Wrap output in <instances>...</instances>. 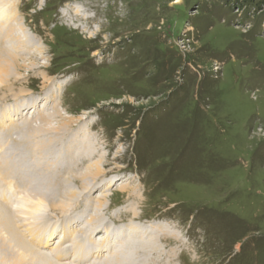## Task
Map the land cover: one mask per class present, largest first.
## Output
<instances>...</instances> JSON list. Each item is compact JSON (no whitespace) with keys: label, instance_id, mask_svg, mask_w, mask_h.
<instances>
[{"label":"rangeland","instance_id":"obj_1","mask_svg":"<svg viewBox=\"0 0 264 264\" xmlns=\"http://www.w3.org/2000/svg\"><path fill=\"white\" fill-rule=\"evenodd\" d=\"M12 1L11 25L21 23L42 49L29 48L21 67L13 63L0 84V104L45 96L37 122L53 106L63 117L52 121L55 128L74 120V142L85 141L71 171H103L96 182L87 178L91 206L107 199L101 219L123 225L159 218L164 231L171 227L178 237V229L185 240L176 242L182 261L174 257V264H264V0ZM66 73L68 80L55 81ZM28 134L17 142L35 144ZM41 154L46 166L57 164ZM37 173L16 176L21 195L26 188L31 198L44 187ZM6 177L0 174L2 182ZM78 182L71 186L79 191ZM57 203L39 207L40 214L102 227L90 219L97 212ZM174 242L161 245L170 251ZM171 254H158V264Z\"/></svg>","mask_w":264,"mask_h":264},{"label":"bare ground","instance_id":"obj_2","mask_svg":"<svg viewBox=\"0 0 264 264\" xmlns=\"http://www.w3.org/2000/svg\"><path fill=\"white\" fill-rule=\"evenodd\" d=\"M11 1L12 0H7L6 2V0H0V84L3 82L2 80L5 77V74L7 72H10V67L13 66V63L16 64V66L21 67L18 64L19 62L18 59L25 60V58L27 57L22 56V54H26V55L30 54L31 49L29 48H36L38 49V51L40 50V48L42 49L40 45H39L40 48H38L39 46L35 44L36 41L35 42L32 41L34 39L26 36L27 30L26 28L24 29V26L21 25V23L20 26L13 27V25H11L10 23L12 21L11 17L13 16V18H15V13L13 12H16V11H11L10 8ZM12 3H14V0L12 1ZM23 35L25 36L24 39H22ZM30 43L33 44L30 46ZM22 47L24 49V52L20 53L21 55L13 51V50H17V48L22 49ZM33 52H37V51H33ZM22 64H24V62ZM6 79L8 78L6 77ZM42 97L46 99L45 96L37 97L36 95L30 96L29 98H24L23 96L17 98L13 97L12 99L1 102L0 104L1 111H4V114L0 119V122H4V125H0V134L4 135V137H2L3 139L8 138V140H6V142L3 145L4 148H7V150L5 151V156L7 155L9 157L13 154V156L15 157L18 156L20 158L29 160L32 163H34V165L31 164V166L27 168H32L33 170L39 172L37 173V175L34 174V176L38 178V184H40V182L45 183L44 187L41 186L40 184L42 189H40L39 193H36L31 198L29 197L30 194L26 192V188L23 189V195H21L18 192L19 193L18 196L14 198L13 193L9 194L7 192L8 187L11 189L12 186L15 185V188L17 190L16 186H18L19 183L16 178L17 176L16 173L20 170L19 172L21 174H18V177L21 179L23 175L21 171L25 169L24 168L22 169V165H21L20 166L21 169L15 171L11 167H9V162H7V164H3V167L8 168L7 170L8 174L6 173L5 175L7 176L6 178L10 180L11 183L9 182L3 185V183H1L2 180L0 179V190L1 192H3L4 195L3 199L6 197L7 198L6 201H8V204L5 205L6 208H8L7 213L3 208V205L0 204V230L3 232V233L0 232V264H57L51 258V256L54 253H56V250L55 251L49 250L48 252L45 251L39 252L35 248H33L29 240L32 239L33 237L34 238L41 237V240L40 239L39 240L40 243H43L42 240L43 237L45 236L52 238L55 237L58 240H64L63 234L61 232L55 235V228L57 227V223L48 221V218H45L44 215V213H47L46 211L47 206L49 204L57 205L58 204L57 201L59 202L65 201L64 204H66L67 202L68 205L67 208L68 210L71 209V211H72L71 203L73 202L75 203L74 205L76 206L81 204L80 206L81 208L84 206L82 209L83 211L89 210V212L92 211L93 213L94 212L98 213L97 215H91V214L89 215H91L90 219L92 221L101 220L100 221L101 224H99L98 226L102 225V228L100 229L99 227H97L96 229L99 231L101 230L100 234L103 237L101 238L103 242L99 243L96 242V240L90 241V239L89 240L86 239V241L84 240V243L87 242L86 249L88 248L93 255L97 256L92 259L90 264H158V258H157L158 254L164 255L165 252L172 253L171 256L169 255L170 258L168 256L166 264H173L174 261H172V259L174 258V252L171 250L167 251L168 249L163 248L161 245L162 236L166 235V233L160 228L161 227L160 222L151 221L149 223H140V224L133 223L131 224V227L133 229V236H132V234L129 235L126 232V229H128V227L127 228L121 227L120 229L119 228L115 229L113 226H111L113 225L111 221H109L108 219H107L108 221L101 219L102 217L101 215L104 214L102 205L105 203L107 199L104 200V196H101L100 198H98L97 205L93 207L91 206L92 204L90 202V195H88L87 191H91L93 183L89 182L87 178L88 177L92 179L94 178L96 182L95 177L100 175L103 171L101 172L99 166H95L94 170L90 169L89 171L92 173H85L81 175H78L77 173L73 174L74 171H71L72 170L71 164L73 165L74 160H76L77 162V160L79 159L80 151L78 150L79 151L78 152L77 148L81 147L85 140H83V142L82 141L74 142L78 133L75 132L76 130L70 131L69 129V127H73L72 123L74 122V120L73 121H71V119L66 120V122L68 121V123L64 125V128L66 127L65 130L63 129L60 130L59 128L57 129L54 127L55 124L53 125V122L55 123L63 118L61 112L58 109H56L55 106L52 107L53 110L51 109V112L46 111V113L41 114L40 118L38 119L39 121L37 122L35 116L37 115V112H39L37 110V107L39 106V102L43 106H46L47 104V99L40 101ZM18 109L21 110L20 111L21 115L15 114L13 115L14 117H10L11 116L10 111L12 110L17 111ZM26 114L28 116L34 114L35 120L32 121L33 116L29 118ZM16 116L19 118L18 120L21 123L19 125L18 123H12L13 121L12 118H15ZM56 117L58 118L60 117V118L58 119ZM11 119L12 121H10ZM43 122L45 126L42 125ZM10 125H13V127ZM33 125L36 126L34 127L35 133L34 132L32 133L31 130ZM28 133H31L29 137L33 138V141L35 142L36 145H39V148L44 147V149H42L43 151L41 149L38 150L34 149V146L36 145L34 143H31L30 139H28V142L26 144L23 143V141L17 142V139L21 134H25L27 140V135H29ZM12 138H15L16 145L11 142ZM93 140H94V136H93ZM93 140H92V146H94V149H92L91 154L94 153L93 156H95L98 155L99 153V142L96 139L94 141ZM30 144L34 146L33 147L31 146L32 149L28 150V145ZM100 146H102L101 143ZM41 152H44L46 155L56 158L57 164L54 166H50V164H52L51 162L48 163V166H46L44 159L41 157L42 156ZM66 153H71V155L69 154L66 155ZM33 154L37 155L39 159L35 160ZM68 156H70L71 158H68ZM96 159L93 160L92 162L90 161L91 163H89V165L93 166V163L97 162ZM65 169L68 170L67 173L64 172ZM71 176L73 177V179L70 178ZM14 179L17 180V182H15ZM73 180L75 182L77 181L80 182L81 187L79 186L80 188L79 191L75 190L77 189L76 187L75 189H73L74 186L73 187L71 186V184H73L72 183ZM82 190L84 191L82 192V194H80ZM36 195H38L41 198L36 199V202H34L31 199L35 198ZM49 196H51V198H48ZM43 200L45 201L46 205H44ZM15 205L17 206L16 208ZM39 207L42 208L46 207L44 208L46 210L41 215L39 214L40 211ZM118 212L119 211H115L114 216L115 213L117 214ZM11 213H13V215H11ZM10 220L12 222V225L9 222ZM79 223L83 225L82 222L79 221ZM16 224L18 227L23 226V228H21L19 233L15 231ZM91 227L94 228L95 226H91ZM151 230H153L154 232H152ZM21 232L23 234H21ZM49 232H51L52 236L48 234ZM175 233L176 232H172L170 230L171 235H174ZM77 236L78 235H76L75 237ZM72 239L73 237H70V240ZM123 242H124V249H123ZM82 243L83 241H81L80 245H82ZM66 252L69 253V257L70 254L72 256L73 255L75 256L76 248L67 247Z\"/></svg>","mask_w":264,"mask_h":264}]
</instances>
